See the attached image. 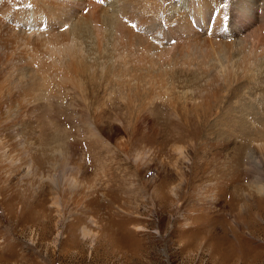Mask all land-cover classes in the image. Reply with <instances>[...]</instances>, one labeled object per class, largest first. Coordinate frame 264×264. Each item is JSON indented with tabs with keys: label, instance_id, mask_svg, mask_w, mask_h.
Wrapping results in <instances>:
<instances>
[{
	"label": "rangeland",
	"instance_id": "374dc122",
	"mask_svg": "<svg viewBox=\"0 0 264 264\" xmlns=\"http://www.w3.org/2000/svg\"><path fill=\"white\" fill-rule=\"evenodd\" d=\"M1 101L7 110L10 100ZM139 102L129 109L115 95L86 105L31 100L26 107L38 110L21 122L20 141L0 131V199L8 187L33 204L18 222L0 210L6 216H0V264H264V193L253 183L259 168L244 162L249 121L264 125V100L237 101L241 111L226 112L218 134L192 133L193 114L177 119L166 100ZM87 118L110 129L107 144L89 134ZM176 145L188 152V162L178 158ZM53 176L60 187H52ZM188 213L198 215L192 220ZM207 214L213 218L207 245H190L194 231L186 227L193 221L197 229Z\"/></svg>",
	"mask_w": 264,
	"mask_h": 264
},
{
	"label": "bare ground",
	"instance_id": "6f19581e",
	"mask_svg": "<svg viewBox=\"0 0 264 264\" xmlns=\"http://www.w3.org/2000/svg\"><path fill=\"white\" fill-rule=\"evenodd\" d=\"M113 95L129 109L134 100L139 106L166 100L177 119L181 112L193 114L187 121L196 118L192 133L209 129L218 134L221 117L241 111L237 101L264 100V0H0V131L20 141L21 122L38 110L26 107L31 100L86 105ZM1 100H10L7 110ZM219 100H226L221 108ZM102 122L86 120L89 134L104 136L107 144L110 129L105 131ZM247 136L251 145L244 162L259 168L253 183L261 194L264 125L249 121ZM174 149L179 159L188 160L183 146ZM134 160L135 167L140 165L139 156ZM50 183L60 187L56 176ZM69 184L76 185V179ZM1 193L0 210L11 212L16 222L33 205L22 192L3 187ZM244 198L251 200L247 194ZM187 215L194 220L198 214ZM246 218L254 227L251 212ZM260 218L264 221V215ZM211 219L204 215L195 230L190 222V245H207ZM80 230L82 237L91 233L83 226Z\"/></svg>",
	"mask_w": 264,
	"mask_h": 264
}]
</instances>
